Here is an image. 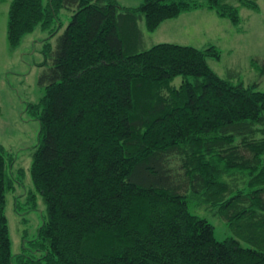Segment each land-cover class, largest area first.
I'll return each instance as SVG.
<instances>
[{"label":"trees","instance_id":"1","mask_svg":"<svg viewBox=\"0 0 264 264\" xmlns=\"http://www.w3.org/2000/svg\"><path fill=\"white\" fill-rule=\"evenodd\" d=\"M201 6L241 22L228 0L12 1L11 50L38 28L50 34L45 94L27 105L40 126L31 179L48 213L13 254V158L0 144V264H264V91L214 72V45L141 49L139 19L153 32ZM64 9L73 15L53 50ZM192 197L217 207L237 239L218 241Z\"/></svg>","mask_w":264,"mask_h":264},{"label":"rangeland","instance_id":"2","mask_svg":"<svg viewBox=\"0 0 264 264\" xmlns=\"http://www.w3.org/2000/svg\"><path fill=\"white\" fill-rule=\"evenodd\" d=\"M13 0H0V144L5 146L9 157L13 158L12 176L16 192L7 194L6 215L9 221L13 254L25 251L24 240H32L38 227L47 218V206L35 190L31 179L33 153L39 143V121L28 110V103H39L45 91L39 85V77L46 69L41 67L46 57L45 44L49 31L38 28L35 33L24 38L17 50L8 46L9 9ZM120 7H139L145 0H116ZM257 6H240L239 0H228L240 6L241 22L233 24L207 7H198L183 12L175 19L164 21L153 32L146 29L145 18L139 19L143 33V46L148 49L160 43H176L197 49L212 45L220 52V58L209 57L208 64L221 78L234 85L256 86L264 91V0H251ZM73 11L60 12L63 28L53 37V50L57 38L69 24ZM58 31V30H57ZM39 41L40 44L34 42ZM191 82L193 77H189ZM184 80L175 78L173 85L179 86ZM255 84V85H254ZM9 159H7V163ZM172 168L178 162L171 158ZM33 196V200L29 197ZM189 200V211L207 219L213 226L218 241L236 238L228 223L217 213V207L199 203L198 197ZM18 203V204H17ZM17 205L16 212L15 207ZM243 247H251L241 241ZM30 244L26 243V247Z\"/></svg>","mask_w":264,"mask_h":264}]
</instances>
